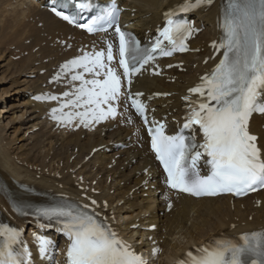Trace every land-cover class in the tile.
Returning <instances> with one entry per match:
<instances>
[{
    "label": "snow or ice",
    "instance_id": "6c2138e0",
    "mask_svg": "<svg viewBox=\"0 0 264 264\" xmlns=\"http://www.w3.org/2000/svg\"><path fill=\"white\" fill-rule=\"evenodd\" d=\"M210 3L211 0H185L179 11L187 13ZM51 4L56 16L70 24L76 23L75 16L62 11L68 6V0H51ZM91 7L89 0H81L77 5L81 13ZM174 17L175 13L167 14V26L150 47H142L135 37L122 32L119 26L115 28L119 36L118 67L123 69L122 76L129 85L131 78L141 73L157 55L171 56L175 51H187L185 41L194 29ZM118 18L119 10L112 8L99 20L82 27L94 33L104 30L105 24H118ZM222 29L220 43L213 44L214 48L223 50L222 59L209 75L201 78L199 85L190 89V94L200 99L184 98L191 107L180 132L166 135L163 125L148 129L152 150L167 174L168 186L195 197L227 193L241 196L264 188V154L257 146V136L249 131L251 117L264 114V0H229ZM114 59L113 45L109 43L105 51L84 53L63 65L62 70L72 72V81L80 84L71 94L74 99L53 109L52 118L71 123L74 117H79L85 126L109 116L115 118L114 104L120 101L122 83L121 74L112 65ZM85 74L93 78L86 79ZM69 95L65 93L66 97ZM128 99L136 112L144 116L145 106L139 99L131 93ZM68 107L84 111L64 113L63 109ZM58 112L61 114L57 115ZM193 126H198L202 133V143L197 144L194 137L185 135L186 130L195 131ZM203 157L210 166L208 175H201L199 170ZM14 211L27 214L18 207ZM41 218L49 224L60 225V231L67 235L70 241L67 264H147L115 230L85 210L68 204L42 208L37 210V219ZM36 240L40 254L46 255L51 241L40 236ZM18 244H21V233L8 225H0V264H31V252L26 246L18 250L15 247ZM179 264H264V233L243 235L239 242L211 241L195 253L188 252L187 259H181Z\"/></svg>",
    "mask_w": 264,
    "mask_h": 264
},
{
    "label": "bare ground",
    "instance_id": "6f19581e",
    "mask_svg": "<svg viewBox=\"0 0 264 264\" xmlns=\"http://www.w3.org/2000/svg\"><path fill=\"white\" fill-rule=\"evenodd\" d=\"M180 1L182 0H125L124 3L131 10H134L136 24L139 27V31L143 32L159 23L161 13ZM0 7L3 9L0 12L1 62L5 61L7 54L10 53L6 50L14 46L15 54L11 53L9 56L16 57L20 55V59L18 62L10 60L6 66H11L14 76L17 74L16 93H20V100L24 101L21 105L24 111L21 115L23 122L20 125V130L24 128H26V131L31 130L30 135L26 138L29 148L21 145L23 146V151L26 150V153L23 154H20L22 151H19L21 146L16 148L17 153L10 150V144L2 137V131L5 128L0 130V178L11 188H14V184L17 181H29L37 186L49 188H55L58 185L57 183H61L69 191L74 192L71 180L72 171L82 164L83 159L93 148L108 145L112 137L101 138L96 135H86L82 140L79 134L70 136L57 135L51 132V128L44 122L40 121L39 114H34L37 111L42 112L43 107L32 106L24 96L36 84L39 85V82L44 81V77L41 76L29 81L27 80V76H29L27 74H36L41 69L49 70L54 65V62L70 55L64 53L59 45H55V39L65 40V37L71 34V31L50 17L46 12L40 10L37 5L27 0H0ZM213 16V10L204 15L209 29L203 33L196 44L200 43L201 39L213 36L211 35L213 34ZM38 25H40V28ZM27 41L29 43L26 45ZM34 48H37L36 53H33ZM24 52H28L27 57H23ZM202 58V55L199 56V59L197 56H187L185 60L195 62L200 61ZM44 60H47V64H43ZM194 74L195 71L189 68L188 72L185 75H179V78L190 79ZM151 86H161L167 92L184 88L178 83L163 84L160 80H138L135 89L149 92ZM163 104L166 107L165 114L172 112L173 98L163 102ZM10 109L8 106L5 109L1 107L0 120H5L6 117L4 115L9 113ZM258 122L264 123V119L255 121V123ZM1 124L2 122H0V126ZM29 124L30 126L27 127ZM124 133V130H120L116 135L123 137ZM116 135L114 133V136ZM261 136L263 138H261V144H263L264 134ZM141 141L143 148L146 149V144H144L142 137ZM74 149L78 150L76 155ZM145 149H135L132 153L130 152L131 156H128L127 152L122 153L120 159L116 160V166L112 169H108V166L111 164V159L114 155L118 153L112 155L97 154L87 164H83L80 171L90 181H97V190L102 192L101 196L108 202L109 210L113 211L118 222L125 221L124 225H120L123 226L121 228L125 235L132 237V233H134L142 240L143 237L149 235H153L154 239L157 240L163 239L162 247L167 250L165 259L169 260L173 255L180 256L191 245L205 242L211 235L215 236L222 232L231 231L232 225H234L233 230L264 228V192L259 193L252 199L236 202L233 206H230L224 198L195 202L183 200L176 205L174 211L172 210L170 214H164L162 217L157 214L158 211H162V208L153 199H149L148 203L142 202V200H138L136 193L131 199H127L126 193L136 186L134 172L140 166H130V161L138 158L140 154H145ZM262 151L264 154V147H262ZM74 155L75 161L70 164V159ZM125 162H128V164L124 168V172H120V167L124 166ZM26 165L39 168V173L29 171ZM56 174L62 176L60 181L54 178ZM74 174L77 175L78 173ZM36 176H39V180H36ZM108 178L110 182L106 183ZM120 182H123L124 185L119 186ZM111 190H113V194L109 195L108 192ZM145 213H149L150 217L145 218ZM249 218H251V221H248ZM152 223L157 225V230L153 234H145L140 229L133 232L129 230V228L137 224L139 227H147Z\"/></svg>",
    "mask_w": 264,
    "mask_h": 264
},
{
    "label": "rangeland",
    "instance_id": "374dc122",
    "mask_svg": "<svg viewBox=\"0 0 264 264\" xmlns=\"http://www.w3.org/2000/svg\"><path fill=\"white\" fill-rule=\"evenodd\" d=\"M2 10H3L2 7H0V12ZM9 50H10V48L7 49L6 51L10 52ZM3 55H4V52H3ZM8 57L9 56H7V58ZM7 63H8L7 59L5 61L1 62V58H0V66H1V68H0V102H1L0 103V109H1V107L3 108L4 105H5V107L8 106L9 109L10 108L11 109H10L9 113H6L4 115L6 117L5 120H3V121L0 120V122H2V124L0 126V130L2 128H5L2 131V137L8 144H10V150L14 151V153H17L16 148L21 146V145H25L24 146L25 148H29V145H27L28 141L26 138H27V136L30 135L31 130L26 131L25 130L26 128L20 130V125L23 122V118L21 117V115H22V112L24 111V108L21 105L24 103V101L19 100L16 102V100H15L16 96H15V98L13 96V101L12 100L10 101V99L6 100V97H9L13 94L17 95V93H16L17 83L15 81H13L14 73H12L13 70L10 68L11 67L10 65L6 66ZM16 76H17V74H16ZM14 88H15V91L13 92ZM2 93L7 94V95H3ZM2 100H3V103H2ZM17 100H18V98H17ZM5 101L7 102L6 104H4ZM17 108H22L23 111H17V110L15 111V109H17ZM29 126H30V124L27 127H29ZM5 132H6L7 137L5 135ZM14 145H16L15 148H14ZM19 151H22L20 154L26 153V150L23 151V146H21V149Z\"/></svg>",
    "mask_w": 264,
    "mask_h": 264
}]
</instances>
